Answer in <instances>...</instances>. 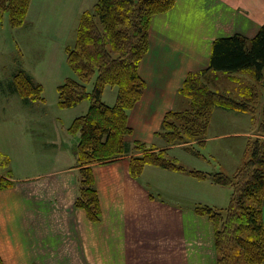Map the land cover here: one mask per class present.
Returning <instances> with one entry per match:
<instances>
[{
	"label": "crops",
	"instance_id": "obj_1",
	"mask_svg": "<svg viewBox=\"0 0 264 264\" xmlns=\"http://www.w3.org/2000/svg\"><path fill=\"white\" fill-rule=\"evenodd\" d=\"M69 14L58 40L48 32L52 26L44 27L53 42L49 47L53 60L55 49L64 50L63 31L76 19ZM263 24L264 0H174L169 9L154 14L149 47L138 67L145 86L128 111L132 131L126 140L165 149L169 156L179 150L194 166L202 167L195 169L207 173L238 172L249 157L252 140L259 137L249 132L260 125L262 116L215 107L208 132L214 120L219 124L217 114L225 125L230 119H248L251 129L208 133L193 144H169L161 133L162 125L171 111L184 105L181 88L190 75L205 72L209 84L218 80L213 90L232 94L233 99L243 91L244 74L260 85L253 69L228 73L209 66L216 39L234 34L252 39ZM28 73L44 84L35 71ZM102 100L115 105L118 88L107 85ZM40 104L31 102L32 118L49 136H0V152L10 158L3 175L12 181V186L0 190V257L4 264H217L214 223L196 208H228L234 190L231 185L198 178L188 168L183 171L151 163L134 177L132 154L123 155L92 167L101 208L100 219L93 220L85 208L76 206L81 172L75 148L80 134L69 131L74 119L88 111L90 102L61 108L51 121ZM60 121L62 136H52L58 126L54 124ZM218 151L221 157H216ZM170 157L180 158L176 154ZM262 221L264 224V205Z\"/></svg>",
	"mask_w": 264,
	"mask_h": 264
},
{
	"label": "trees",
	"instance_id": "obj_2",
	"mask_svg": "<svg viewBox=\"0 0 264 264\" xmlns=\"http://www.w3.org/2000/svg\"><path fill=\"white\" fill-rule=\"evenodd\" d=\"M30 2L0 0V19L4 17L2 14L9 13L11 25L19 26L27 16ZM173 4L174 0H98L93 10L82 12L76 42L66 47L68 61L79 78H68L58 86V103L62 108H68L83 100L90 102L88 111L74 119L69 131L80 134L75 148L76 163L81 172L76 206L85 208L93 220L100 219L101 208L92 164L134 153L133 144L135 150H141V153L131 155L130 170L134 177L139 176L147 163L187 170L165 149L126 140L132 131L128 125V111L140 98L145 86L138 67L149 47L150 21L154 14L169 9ZM209 68L228 73L253 69L255 78L263 80L264 24L252 39L242 34L216 39ZM203 74L205 72L188 76L181 93L190 97V110L195 112L191 120L202 128L204 136L215 107L255 113V107L251 104L213 90L209 83L201 80ZM21 76L24 77V86L19 83ZM91 80L93 85L90 89ZM10 84L12 93L20 92L24 98L44 100L42 84L36 82L28 72H18ZM107 85L118 88V100L112 106L102 100ZM177 112L171 111L162 125L161 133L169 144L189 142L177 132H172L175 126L172 116ZM260 124L264 125V113ZM9 163L10 158L0 152V190L12 186L8 176L3 175ZM188 172L202 179L210 177L234 189L228 208L218 209L209 205L196 208L197 212L207 214L214 223L217 264H222L223 260L232 264L226 257L231 242L238 247V254L245 256L247 264L264 263V138L258 137L251 143L248 159L234 175L223 172L212 174L198 169H188ZM0 264H4L1 257Z\"/></svg>",
	"mask_w": 264,
	"mask_h": 264
},
{
	"label": "rangeland",
	"instance_id": "obj_3",
	"mask_svg": "<svg viewBox=\"0 0 264 264\" xmlns=\"http://www.w3.org/2000/svg\"><path fill=\"white\" fill-rule=\"evenodd\" d=\"M97 2L98 0H33L30 18L28 19L27 13L26 18L19 26L11 25L9 13L2 14L4 17L0 19V136L50 135L47 129L38 128L40 124L32 118L34 113L32 112L33 105H31V102L37 101V103H41L39 106L41 110L48 111L50 121L55 111L62 110V107L58 103V86L64 83L69 77L75 79L79 78L68 61L66 45L67 43L73 45L76 42V26L79 24L83 12L82 6L85 8L87 6V9L93 10ZM69 13H73L72 18L75 16L76 19L71 21L65 33L63 31V43H65L64 50L62 51L61 49L59 51L55 49L53 54L56 56V60H53L49 58L51 53L49 47L53 44L51 35L49 34L52 33V36L57 40L59 39L58 34L62 32L64 23L70 20ZM46 24L52 26V28L48 30L49 34L46 33V29L44 28ZM59 42L62 43V39L59 40ZM46 55L48 56L47 59L45 58ZM28 70L35 71V74L39 75V80L44 82V84L42 83V95L44 100L27 99L24 98V94L20 92L12 93L13 91L11 90L10 83L14 80L15 74L21 71L27 73ZM249 78L248 74H244L243 91L240 97L239 94H235L234 97L246 102V104H251L255 107L254 112L263 116L264 86L262 88V85H264V79L261 80V84L258 85L250 82L251 79ZM201 80L208 84L206 76L201 77ZM19 83L22 86L25 85L24 77H20ZM92 85L93 81L89 83V86ZM210 85H212V88L218 87V80H211ZM26 86H28L27 83ZM252 91L255 92V94H252ZM222 93L228 97L232 95L226 92ZM182 96L185 98L184 105L178 110L177 115L172 116V121L175 122L172 132H177L178 135L182 136L183 140L185 138V140L193 144L194 141L197 142L204 136V132L202 128L200 129L197 127L196 123L191 120L195 112L190 110L192 104L190 97H186V95ZM247 113L251 114L252 112L247 111ZM216 120L218 122L220 121L219 124L214 120L215 124L213 123L214 125H211L210 131L208 132L207 130L206 135L219 131L251 129V122L248 119H243L242 121L238 118L230 119V121H226V125L228 126L224 124L225 122L222 121V118L218 114L216 115ZM57 124L58 126L52 130V136H62V122H56L54 125ZM73 134L74 136L79 135V133ZM249 134H255L263 139L264 125H258L255 131H250ZM5 140L4 137L3 141ZM254 140H252V142ZM131 147L134 151V153L131 154L141 153V150H135L133 144H131ZM194 149L196 150V147ZM197 149L203 152V154L207 152L205 148L199 147L198 144ZM222 149L224 148L222 147ZM170 154L178 155L180 158L177 161L181 165L188 169H195L194 167L196 166H194L192 159L185 154L183 155L179 150L174 149ZM221 155L222 154L219 155L218 151L216 157H221ZM198 162L201 165L204 164L202 159H198ZM194 163L196 164L197 160H195ZM196 168L202 169V167ZM253 204L256 205V203ZM245 234L248 233L245 232ZM237 249L238 247H236L233 242L229 243V247L226 250V257H228V260L232 264H247L245 256L238 254L239 252ZM222 264H227L226 260H223Z\"/></svg>",
	"mask_w": 264,
	"mask_h": 264
}]
</instances>
